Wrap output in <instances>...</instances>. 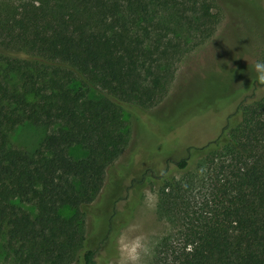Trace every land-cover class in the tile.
<instances>
[{
    "label": "trees",
    "instance_id": "obj_1",
    "mask_svg": "<svg viewBox=\"0 0 264 264\" xmlns=\"http://www.w3.org/2000/svg\"><path fill=\"white\" fill-rule=\"evenodd\" d=\"M219 22L212 0L0 2L5 261L73 264L85 207L105 183L127 189L140 172L156 183V216L171 227L154 264H264V86L239 62L226 64L228 85L195 102L198 115L165 135L144 113V144L117 162L128 145L123 106L146 110L164 100L181 59ZM25 123L45 131L33 151L9 145L7 132ZM200 125L207 127L197 132ZM171 148L184 157L161 162ZM118 215L82 264L116 255L129 219Z\"/></svg>",
    "mask_w": 264,
    "mask_h": 264
},
{
    "label": "rangeland",
    "instance_id": "obj_2",
    "mask_svg": "<svg viewBox=\"0 0 264 264\" xmlns=\"http://www.w3.org/2000/svg\"><path fill=\"white\" fill-rule=\"evenodd\" d=\"M3 1L7 0H0ZM212 1L220 13V22L208 40L181 59L167 97L146 110L135 105L123 106L122 120L128 131V145L118 163H122L135 147L144 144L141 126L144 113L154 115L158 133L165 135L200 113L193 107L196 101L210 97L212 92L222 90L226 83L228 85L233 79V76L227 72L226 64L229 61L239 62V65L254 77L252 65L257 60H264V0ZM89 92L93 96L103 95L90 87ZM206 127L207 125H200L197 132ZM44 134L43 129L27 123L7 132L9 145L13 149L25 151L36 149ZM147 140L151 141L150 138ZM159 156L161 162L178 161L184 157V153L182 150L171 148ZM145 177L140 172L136 173L133 176L135 182L127 189L111 181L102 186L93 201L84 209L82 226L84 243L81 250L76 253L73 264H82L83 251L97 248L109 226L117 220L118 213H128L129 219L127 224L119 229L116 237L128 225L140 224L139 233L132 232L128 235L130 237L144 235L150 251L146 256L141 255V264H154L156 246L161 238L169 233L171 227L167 222L158 220L155 210L148 212L142 207L141 193L144 190H156L157 186L156 183L152 185L151 182L146 181ZM17 205L26 212L34 213V208L31 206L20 203ZM62 214L67 216L70 211L65 209ZM116 237L114 240L116 255L106 260L111 264H117ZM0 264H10L5 261L1 249Z\"/></svg>",
    "mask_w": 264,
    "mask_h": 264
},
{
    "label": "clouds",
    "instance_id": "obj_3",
    "mask_svg": "<svg viewBox=\"0 0 264 264\" xmlns=\"http://www.w3.org/2000/svg\"><path fill=\"white\" fill-rule=\"evenodd\" d=\"M255 82L264 86V60H257L252 65ZM264 92V87L257 90V94ZM142 207L148 211H154L159 200V194L155 190H144L141 193ZM141 229L140 224H130L116 237L117 264H141V255H148L149 248L143 234L129 236L128 233L137 232ZM96 264H111L105 261L103 257L96 258Z\"/></svg>",
    "mask_w": 264,
    "mask_h": 264
}]
</instances>
